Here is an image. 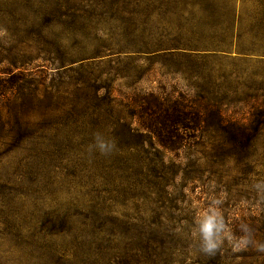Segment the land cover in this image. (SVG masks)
Here are the masks:
<instances>
[{
  "label": "rangeland",
  "instance_id": "obj_1",
  "mask_svg": "<svg viewBox=\"0 0 264 264\" xmlns=\"http://www.w3.org/2000/svg\"><path fill=\"white\" fill-rule=\"evenodd\" d=\"M263 11L264 0H0V264H264L229 240L200 252L194 228L219 199L234 236L246 224L264 243V64L238 51ZM150 92L205 108L192 149L160 154L130 136V104ZM98 133L110 154L90 149Z\"/></svg>",
  "mask_w": 264,
  "mask_h": 264
},
{
  "label": "trees",
  "instance_id": "obj_2",
  "mask_svg": "<svg viewBox=\"0 0 264 264\" xmlns=\"http://www.w3.org/2000/svg\"><path fill=\"white\" fill-rule=\"evenodd\" d=\"M258 18L248 32L250 37L248 47H241L238 51L264 64V11ZM8 78H14V75ZM130 109L132 115L138 119V126L141 129L138 130L140 132L131 130L130 136L141 138L142 133H146L156 141L154 145L158 148L152 147V149L160 154H180L192 149L191 142H194L201 133L204 124L203 109L205 108L191 101L187 96L174 92L136 95L130 104ZM218 110L219 108H214L212 111L219 113ZM140 149V145L136 148L128 147V151L132 154Z\"/></svg>",
  "mask_w": 264,
  "mask_h": 264
},
{
  "label": "clouds",
  "instance_id": "obj_3",
  "mask_svg": "<svg viewBox=\"0 0 264 264\" xmlns=\"http://www.w3.org/2000/svg\"><path fill=\"white\" fill-rule=\"evenodd\" d=\"M90 149L98 151L101 155H108L115 149V143L98 133ZM254 188L258 192L264 193V182L255 184ZM221 203L222 201L219 199H212L207 210L195 222L194 228L199 251L208 256H214L221 250L225 241L229 240L234 251L252 246L257 251L264 252V243L254 241L252 230L248 225L240 226L241 235L239 237L231 233L220 211Z\"/></svg>",
  "mask_w": 264,
  "mask_h": 264
}]
</instances>
